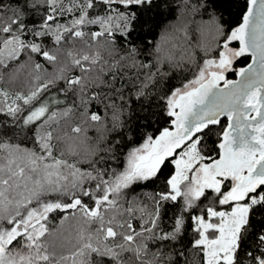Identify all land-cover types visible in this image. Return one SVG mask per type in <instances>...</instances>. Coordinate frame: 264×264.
<instances>
[{"label":"snow or ice","instance_id":"6c2138e0","mask_svg":"<svg viewBox=\"0 0 264 264\" xmlns=\"http://www.w3.org/2000/svg\"><path fill=\"white\" fill-rule=\"evenodd\" d=\"M162 6L0 0V264H264V0Z\"/></svg>","mask_w":264,"mask_h":264},{"label":"trees","instance_id":"16d2710c","mask_svg":"<svg viewBox=\"0 0 264 264\" xmlns=\"http://www.w3.org/2000/svg\"><path fill=\"white\" fill-rule=\"evenodd\" d=\"M172 3V11L169 12L168 9L164 6H162L161 11L163 12L162 15L155 16L154 21H152V29L150 32L145 31L144 33L140 34L141 41L144 42H158L161 39V33L162 31L168 27L169 25H174L178 22H180V9L178 5L180 4L181 0H170ZM218 3H221V0H218ZM213 9H209L208 13H204L203 15H197L194 18L189 17L187 21V28L189 32V39L192 40V43H195V40L192 37L193 30L196 28V25L201 22V20H207L209 18V13H211ZM217 11L223 12L224 17V23L226 27H234L239 19L240 14V8L233 4L231 6L222 5L220 8L217 9ZM209 41L211 38H208ZM237 46V45H234ZM203 51L200 52V56H203ZM246 65L245 59L241 58L236 63V67H243ZM229 78H234V75L229 74ZM174 83H179V81H174ZM0 86L9 88L10 90H17L20 88H26L27 85L21 82H15V83H8L7 81L0 82Z\"/></svg>","mask_w":264,"mask_h":264},{"label":"water","instance_id":"95a60500","mask_svg":"<svg viewBox=\"0 0 264 264\" xmlns=\"http://www.w3.org/2000/svg\"><path fill=\"white\" fill-rule=\"evenodd\" d=\"M238 46V45H237ZM246 66V65H245ZM236 77L234 76V78H231V79H235Z\"/></svg>","mask_w":264,"mask_h":264}]
</instances>
